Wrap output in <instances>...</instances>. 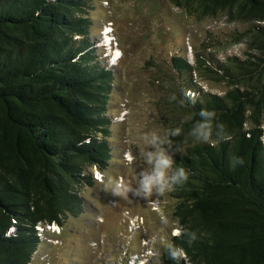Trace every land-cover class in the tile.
<instances>
[{
	"label": "trees",
	"instance_id": "16d2710c",
	"mask_svg": "<svg viewBox=\"0 0 264 264\" xmlns=\"http://www.w3.org/2000/svg\"><path fill=\"white\" fill-rule=\"evenodd\" d=\"M171 1L200 16L226 12L264 21V0ZM87 6V0H0V264H30L41 243L37 227L79 215L77 187L92 185V168L105 170L112 158L107 105L115 75L94 56ZM250 33L248 57L214 71L230 89L193 90V104L185 97L189 79L177 94L175 103L190 117L177 125L181 136H190L208 109L230 139H214L212 147L190 136L175 155L173 170L183 167L189 178L172 191L180 232L162 264H264V26ZM172 62L179 73L198 70L185 57ZM198 62L207 66L199 55ZM233 157L244 164L232 166ZM189 233L197 237L191 243Z\"/></svg>",
	"mask_w": 264,
	"mask_h": 264
},
{
	"label": "rangeland",
	"instance_id": "374dc122",
	"mask_svg": "<svg viewBox=\"0 0 264 264\" xmlns=\"http://www.w3.org/2000/svg\"><path fill=\"white\" fill-rule=\"evenodd\" d=\"M87 1L94 56L115 75L107 105L112 158L105 170L92 168V185L77 187L82 200L79 215L63 216L62 225L37 227L41 243L31 264H162L172 237L180 232L173 190L146 198L117 197L113 187L118 179L135 184L146 167L137 155L145 148V134L163 135L189 120L180 100L175 103L189 79L190 96L198 88L214 94L230 89L214 71H221L218 64L227 66L233 57L246 59L253 36L246 32L254 25L264 26V21L244 22L226 12L200 16L171 0ZM109 30L121 56L114 66L107 56L113 52L106 47ZM198 55L207 66L198 65ZM174 56L185 57L198 70L179 73ZM209 67L213 72L205 70ZM262 128L264 133V115ZM190 138H170L172 150L179 149L175 155L186 150Z\"/></svg>",
	"mask_w": 264,
	"mask_h": 264
},
{
	"label": "clouds",
	"instance_id": "9594fccd",
	"mask_svg": "<svg viewBox=\"0 0 264 264\" xmlns=\"http://www.w3.org/2000/svg\"><path fill=\"white\" fill-rule=\"evenodd\" d=\"M106 34H109V40L106 42L107 50L109 52L113 50L112 53L107 55L109 57V65L114 66L116 59L121 58V56L117 54L119 49L112 35V30L107 31ZM185 97L193 104L197 102V97L188 96V92H185ZM175 98V95L171 97V99ZM199 116V121L192 126L189 133L194 141L215 147L214 139L215 141L230 139L229 136L221 135V130L224 129V126L220 123H215L216 113L214 111L202 109L199 112ZM181 132L182 128L177 127L166 130L163 135L156 132L145 134L142 137L145 148L137 155L146 167L142 168L138 173V179L135 184L118 179L113 187L112 194L117 197L132 194L146 198L153 194H163L171 191L176 185L187 182L189 174L185 168L178 167L173 170L175 154L179 149L172 150L170 138L180 136ZM136 158L137 156H133L132 160L135 161ZM232 159V166H235L237 163L239 165L244 164L242 157H233ZM189 237V243L197 238L195 233H189ZM171 255L174 259H179L181 252L174 250Z\"/></svg>",
	"mask_w": 264,
	"mask_h": 264
},
{
	"label": "bare ground",
	"instance_id": "6f19581e",
	"mask_svg": "<svg viewBox=\"0 0 264 264\" xmlns=\"http://www.w3.org/2000/svg\"><path fill=\"white\" fill-rule=\"evenodd\" d=\"M108 41V40H107Z\"/></svg>",
	"mask_w": 264,
	"mask_h": 264
}]
</instances>
